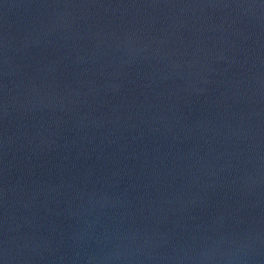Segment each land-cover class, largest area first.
<instances>
[{
  "label": "water",
  "instance_id": "water-1",
  "mask_svg": "<svg viewBox=\"0 0 264 264\" xmlns=\"http://www.w3.org/2000/svg\"><path fill=\"white\" fill-rule=\"evenodd\" d=\"M0 264H264V0H0Z\"/></svg>",
  "mask_w": 264,
  "mask_h": 264
}]
</instances>
